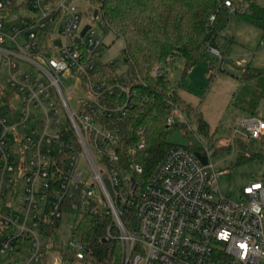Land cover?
<instances>
[{"label":"built area","instance_id":"1","mask_svg":"<svg viewBox=\"0 0 264 264\" xmlns=\"http://www.w3.org/2000/svg\"><path fill=\"white\" fill-rule=\"evenodd\" d=\"M83 2L0 0V59L21 107L17 117L0 107V254L7 256L0 264H18L16 256L24 250L29 255L23 264H45L49 252L58 255L52 264H62L61 249L82 260L81 243L70 238L63 247L42 232L44 226L62 221L66 201L74 198L81 214L111 217L106 233L119 242L120 255L109 264H264V179L244 186L239 202L229 200L220 193L219 174L204 146L198 151L170 149L143 185L120 167L119 123L131 105L108 108L95 100L104 89L94 86L90 75L111 64L97 68L101 43L90 25L80 37L85 26L78 4ZM222 7L238 9L232 0ZM214 21L215 16H210L209 25ZM83 38L85 50L80 53L72 46ZM209 51L220 57L218 51ZM18 64L34 68L39 75H30ZM169 74L165 65L152 70L154 77ZM63 76L74 80L71 89L64 88ZM123 77L127 80V74ZM52 88L65 112L67 129L57 105L49 100ZM77 88L80 96L75 94ZM72 98L80 99L77 108L70 105ZM175 115H168V125L175 122ZM180 121L188 123L182 114ZM232 136L260 140L264 120L245 118ZM65 145L68 156L63 170L51 184L59 170L54 157ZM144 146L140 140L129 154ZM196 153L207 158L206 165ZM16 166L25 183L20 204L12 192ZM134 172L141 170L134 167ZM24 242L28 248L22 246Z\"/></svg>","mask_w":264,"mask_h":264},{"label":"trees","instance_id":"2","mask_svg":"<svg viewBox=\"0 0 264 264\" xmlns=\"http://www.w3.org/2000/svg\"><path fill=\"white\" fill-rule=\"evenodd\" d=\"M89 1L94 7L91 16L97 11V18H101L104 28L123 40L122 56L127 68V80L123 77L124 73H118L112 65L103 66L92 73V84L104 89L95 100L108 108L121 107L126 103L131 105L126 117L119 123L117 152L120 167L132 172L136 184L143 185L170 149L185 147L192 151L201 150L194 146L170 143L167 139L170 127L188 131V123L194 120L198 133L204 137L209 129L199 111L179 97L178 86L169 80V75L154 77L152 70L157 65L169 67L177 57L184 60L185 71L199 63H207L206 55L212 54L209 50L218 51L213 24L209 25V18L213 15L216 17L219 10L226 9L222 7L226 0ZM232 1L236 7L242 8L233 11L240 20L264 32V8L253 4L252 0ZM262 76L264 70L247 68L242 79ZM86 82L87 79L83 78L84 86ZM6 98L8 96L0 88V100ZM173 112L182 114L188 123L180 121L168 125L166 119ZM140 130H143L142 135L139 134ZM140 140L144 141V148L130 155L129 152L137 149ZM206 141L208 144L213 143L212 137H207ZM232 148L237 151L234 165L264 161V152L252 150L244 138H236L231 146L220 148L219 151L231 152ZM67 156L68 148L65 145L62 153L54 157L59 170L50 178L51 184H55L54 180L62 172ZM134 167L140 168L141 172H134ZM77 207L76 198L67 200L64 214L79 215L70 238L83 245L84 256L82 260H77L71 253L61 249L62 264H109L118 258L119 242L108 238L106 233L111 225V217L81 214ZM60 226L61 222H55L44 226L42 232L58 239Z\"/></svg>","mask_w":264,"mask_h":264},{"label":"rangeland","instance_id":"3","mask_svg":"<svg viewBox=\"0 0 264 264\" xmlns=\"http://www.w3.org/2000/svg\"><path fill=\"white\" fill-rule=\"evenodd\" d=\"M252 3L264 8V0H252ZM93 10L94 7L89 0L78 4L81 25H90L95 38L101 43L97 68L110 63L118 73H127L122 56L123 40L108 28H104L100 17L93 19L91 16ZM21 13L22 11L16 12L13 16H19ZM212 27L220 57L216 54H207V63H199L187 71H185L182 58L177 57L169 64V80L178 86L179 97L199 111L202 119L208 125V134L206 137L200 135L194 120H192L191 123H188L189 132L170 127L167 139L173 145L208 147L210 162L214 165V171L219 174L217 185L220 193L233 202H239L244 186L264 179V161L234 165L237 151L234 148L231 152H222L219 149L231 146L236 138H244L252 150L264 152V136L260 140L232 136L234 128L245 118L256 117L264 120V76L249 80L242 79L243 72L247 68L264 70V32L240 20L236 13L230 9L219 10ZM56 35H58L57 31ZM23 38L21 35L19 42H22ZM85 42L86 38H83L81 44L73 45L72 48L83 53ZM4 46L8 47L9 45L5 42ZM18 66L34 77L39 75L34 68H30L28 65L18 64ZM6 76L7 70L0 59V88L8 96L2 103L0 102V107L6 110L11 109L14 112V117H17L21 110L20 96L10 89L6 82ZM61 80L66 89H71L74 85V80L71 77L63 76ZM75 94L81 95L78 88L75 90ZM49 100L57 105L63 129H67L65 112L60 107L53 88L49 90ZM79 102L80 99L72 98L70 105L77 108ZM36 114L40 116V112H36ZM175 116V122H180L179 112H176ZM207 137H212L213 143L208 144ZM52 149L55 151L57 146H52ZM27 156H29L28 153ZM83 171L87 176L86 167H83ZM19 173L16 166L15 172L12 174L15 180L12 192L17 204L22 201L25 184ZM78 218L79 215L64 214L58 236L59 245L65 247ZM22 246L28 248L26 242ZM28 255V251L24 250L19 256H16L18 264H23V260ZM57 256L55 252L47 253L45 264H52L54 257ZM6 260L7 256L0 254V262Z\"/></svg>","mask_w":264,"mask_h":264},{"label":"water","instance_id":"4","mask_svg":"<svg viewBox=\"0 0 264 264\" xmlns=\"http://www.w3.org/2000/svg\"><path fill=\"white\" fill-rule=\"evenodd\" d=\"M96 17H97V11H94L93 18H96ZM89 29H90V26L89 25H86L83 28V30L81 31L80 37L82 38L85 35L86 31L89 30ZM75 41L77 43H79L80 42V39L77 38ZM56 44L59 46L60 45L59 41H57ZM196 157L199 159V161L201 162L202 165H206L207 164V158L206 157L201 156L199 153H196ZM132 181H134V180H132Z\"/></svg>","mask_w":264,"mask_h":264}]
</instances>
